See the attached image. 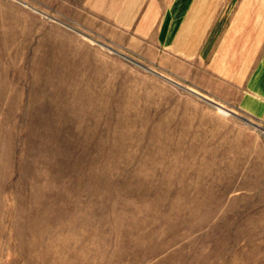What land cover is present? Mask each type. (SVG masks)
Returning <instances> with one entry per match:
<instances>
[{
    "label": "rangeland",
    "instance_id": "1",
    "mask_svg": "<svg viewBox=\"0 0 264 264\" xmlns=\"http://www.w3.org/2000/svg\"><path fill=\"white\" fill-rule=\"evenodd\" d=\"M169 5L0 0V264H264V115L166 65Z\"/></svg>",
    "mask_w": 264,
    "mask_h": 264
},
{
    "label": "crops",
    "instance_id": "2",
    "mask_svg": "<svg viewBox=\"0 0 264 264\" xmlns=\"http://www.w3.org/2000/svg\"><path fill=\"white\" fill-rule=\"evenodd\" d=\"M253 1L236 11L237 0H170L158 40L167 66L261 116L264 14L249 7Z\"/></svg>",
    "mask_w": 264,
    "mask_h": 264
}]
</instances>
